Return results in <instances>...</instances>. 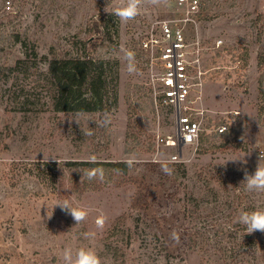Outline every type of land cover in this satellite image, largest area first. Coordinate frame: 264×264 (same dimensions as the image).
<instances>
[{
	"label": "rangeland",
	"instance_id": "374dc122",
	"mask_svg": "<svg viewBox=\"0 0 264 264\" xmlns=\"http://www.w3.org/2000/svg\"><path fill=\"white\" fill-rule=\"evenodd\" d=\"M5 1L0 0V264H63L65 247L90 245L104 264H264V233L248 234L237 222L242 211L264 208V193H249L241 183L264 153V0H200L195 32L209 68L201 99L207 111L199 142L184 147L180 161L170 159L176 148L157 143V134L175 133V123L154 104L141 46L152 22L179 12L174 0L146 5L127 23L111 14L116 0H11L10 10ZM107 15L111 38L105 40ZM75 44L113 61L116 97L101 111H55L40 81L51 58L73 54ZM33 48L38 71L25 53ZM127 51L135 54L137 71L131 75ZM24 60L31 77L8 72ZM21 86L34 93L32 109L17 101ZM221 123L228 126L224 135L216 131ZM228 159L238 160L223 164ZM82 160H125L131 166L127 173L112 172L110 181L89 180V172L64 164ZM162 160L172 161V175L161 171ZM64 200L88 208V218L75 225L71 215L53 207ZM101 214L108 219L98 230ZM87 232H95V239H86Z\"/></svg>",
	"mask_w": 264,
	"mask_h": 264
},
{
	"label": "built area",
	"instance_id": "2783aa9c",
	"mask_svg": "<svg viewBox=\"0 0 264 264\" xmlns=\"http://www.w3.org/2000/svg\"><path fill=\"white\" fill-rule=\"evenodd\" d=\"M175 15L155 20L142 39L148 62L153 100L166 108L175 123L174 134H157L159 145L176 148L172 161H180L182 149L199 142L207 109L202 104L204 78L209 68L203 64L202 39L195 31L201 14L200 0H174ZM4 7L12 8L11 0ZM192 30V31H191ZM221 39L217 40L220 45ZM228 129L226 123L216 126L217 133Z\"/></svg>",
	"mask_w": 264,
	"mask_h": 264
},
{
	"label": "trees",
	"instance_id": "16d2710c",
	"mask_svg": "<svg viewBox=\"0 0 264 264\" xmlns=\"http://www.w3.org/2000/svg\"><path fill=\"white\" fill-rule=\"evenodd\" d=\"M102 33L103 39L107 40L110 37V15L104 18ZM106 27V28H105ZM111 38V37H110ZM87 42V41H86ZM24 46L27 44L22 42ZM88 43V42H87ZM28 58H32V65L35 66V71H38V52L33 48L32 53L26 49ZM26 61H21L15 68L8 69L16 73L22 71L23 77H31L25 70L23 65ZM113 61L110 62L102 56H97L90 48L88 51L82 52L78 45L75 44L74 53L64 56H54L49 61L47 71H43V79L41 83H46L47 90L50 92L52 106L55 111L64 112H93L101 111L108 106L110 99L115 100L116 97V72L113 68ZM29 67V66H28ZM25 70V72H24ZM11 78V77H10ZM9 77L6 78V80ZM38 82L37 86L39 85ZM30 89L36 90L35 84L31 83ZM24 86L20 88V94L17 93L18 103L22 104L24 109H32L31 103H34V93ZM28 92V93H25ZM20 97L22 98L20 100ZM220 133V135H224ZM71 171L76 167L90 172L97 169H102L104 179L110 181L112 172L127 173L129 170L128 161H98V160H82V161H67L64 163ZM111 172V175H110ZM76 180V179H75ZM245 229V227H244Z\"/></svg>",
	"mask_w": 264,
	"mask_h": 264
},
{
	"label": "clouds",
	"instance_id": "9594fccd",
	"mask_svg": "<svg viewBox=\"0 0 264 264\" xmlns=\"http://www.w3.org/2000/svg\"><path fill=\"white\" fill-rule=\"evenodd\" d=\"M168 0H116V3L112 7L111 14L116 16L120 22L127 23L134 20L141 14L146 5L159 7L166 6ZM109 9L106 7L105 12ZM124 60L126 61V71L128 74H134L137 71L135 54L132 51H127L124 54ZM91 134V133H88ZM238 159H228V161H236ZM131 166V161L128 162ZM161 171L166 175H172L173 169L170 166L172 161L162 160ZM246 163V161H245ZM89 180L99 179L103 181L104 172L102 169H97L87 173ZM244 185L245 191L253 194L264 193V153H260L259 162L256 170L253 174L244 172V180L241 182ZM58 205L62 211L71 217L76 222L75 225L84 222L89 215V209L82 205H73L70 200L58 201L54 206ZM51 217V216H49ZM107 216L104 214L99 215L95 220V226L98 230H103L107 223ZM237 222L244 225L246 233L251 234L256 231L264 233V208H258L252 211H242L237 219ZM96 237L95 232L85 233V238L94 240ZM172 239L179 241V235L176 232L172 233ZM63 264H104L98 251L93 246L80 247L75 251L71 247H65L62 250Z\"/></svg>",
	"mask_w": 264,
	"mask_h": 264
}]
</instances>
